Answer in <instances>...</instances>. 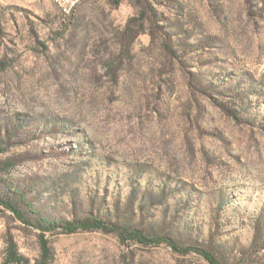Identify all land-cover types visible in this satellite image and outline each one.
Returning a JSON list of instances; mask_svg holds the SVG:
<instances>
[{
  "label": "rangeland",
  "instance_id": "obj_1",
  "mask_svg": "<svg viewBox=\"0 0 264 264\" xmlns=\"http://www.w3.org/2000/svg\"><path fill=\"white\" fill-rule=\"evenodd\" d=\"M148 3L130 41L133 0H0V197L32 221L118 214L222 264H264V0ZM45 233L49 264H209ZM9 239L39 257L38 230L0 204V264Z\"/></svg>",
  "mask_w": 264,
  "mask_h": 264
},
{
  "label": "trees",
  "instance_id": "obj_2",
  "mask_svg": "<svg viewBox=\"0 0 264 264\" xmlns=\"http://www.w3.org/2000/svg\"><path fill=\"white\" fill-rule=\"evenodd\" d=\"M80 2L78 1L70 11ZM120 2L121 0H112V5L117 6ZM133 3L139 8V16L131 18L120 33L122 36L126 35V39L130 37V41L134 40L137 35L145 32L144 20L146 17V10L151 7L148 0H133ZM0 204L13 213V215L22 223L31 225L38 230V243L40 249L39 257L34 263H31L26 256L18 251L15 242L12 239H9L6 243L1 264H49L52 258V253L50 242L45 232L55 230H58L60 233L100 230L102 232L116 235L121 243L135 242L145 246H159L165 244L171 247L175 252L182 254L194 251L209 264H222L216 253L204 246L197 244L185 245L180 243L179 240L170 233L146 230L142 226L134 225L131 222L124 220V218L120 219L118 214L111 218L105 215L107 219L94 215L66 219L63 217L48 218L38 213L36 214V221H32L29 219L24 209L19 207L14 200L0 197ZM27 206L30 208V205Z\"/></svg>",
  "mask_w": 264,
  "mask_h": 264
},
{
  "label": "bare ground",
  "instance_id": "obj_3",
  "mask_svg": "<svg viewBox=\"0 0 264 264\" xmlns=\"http://www.w3.org/2000/svg\"><path fill=\"white\" fill-rule=\"evenodd\" d=\"M57 1V0H52ZM79 0H59L57 6L63 11L68 12Z\"/></svg>",
  "mask_w": 264,
  "mask_h": 264
},
{
  "label": "built area",
  "instance_id": "obj_4",
  "mask_svg": "<svg viewBox=\"0 0 264 264\" xmlns=\"http://www.w3.org/2000/svg\"><path fill=\"white\" fill-rule=\"evenodd\" d=\"M58 1H59V0H57V1H53V2H54V4H56V5H57V4H58Z\"/></svg>",
  "mask_w": 264,
  "mask_h": 264
}]
</instances>
